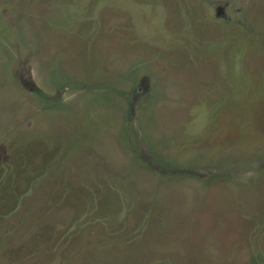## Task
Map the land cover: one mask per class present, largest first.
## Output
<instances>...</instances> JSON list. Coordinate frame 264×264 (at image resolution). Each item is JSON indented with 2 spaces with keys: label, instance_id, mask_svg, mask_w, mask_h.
Listing matches in <instances>:
<instances>
[{
  "label": "rangeland",
  "instance_id": "1",
  "mask_svg": "<svg viewBox=\"0 0 264 264\" xmlns=\"http://www.w3.org/2000/svg\"><path fill=\"white\" fill-rule=\"evenodd\" d=\"M0 264H264V0H0Z\"/></svg>",
  "mask_w": 264,
  "mask_h": 264
}]
</instances>
